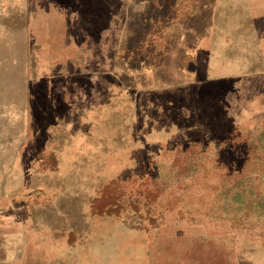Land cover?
Masks as SVG:
<instances>
[{
	"label": "rangeland",
	"instance_id": "1",
	"mask_svg": "<svg viewBox=\"0 0 264 264\" xmlns=\"http://www.w3.org/2000/svg\"><path fill=\"white\" fill-rule=\"evenodd\" d=\"M259 8L0 0V264H264Z\"/></svg>",
	"mask_w": 264,
	"mask_h": 264
},
{
	"label": "crops",
	"instance_id": "2",
	"mask_svg": "<svg viewBox=\"0 0 264 264\" xmlns=\"http://www.w3.org/2000/svg\"><path fill=\"white\" fill-rule=\"evenodd\" d=\"M212 7H213V11H211V13L209 14V16H210V22H209L210 29L208 28L209 34H211L212 29H214V27H213V24H214L213 16L214 17L216 16V14L214 12V5ZM254 7H256V6H254ZM259 10H261V11H259ZM245 15L250 17L251 22H253L255 24V27H256V21L260 20L261 17L264 20V8H259L257 11H254V12L250 11V12H248V14L245 13ZM263 24H264V22H263ZM256 33H257V29H256ZM263 38L264 37L261 35H258L255 38V42L257 43L256 46L258 49L257 58L259 59L258 61L261 62L262 66H263L262 71H264V50H263L264 48H262V44L264 42ZM205 67L207 69H209V71L212 70L210 66H205ZM180 75H181L180 87L187 90V91H188V88L191 86H195V87L206 86L205 88H207V90H210L211 87H213V88L218 87V83L223 82L224 80H229L227 75L223 78H220V76H222L223 74L217 75V74H212L211 72H205L204 76L201 75V77H200V76H198L199 75L198 73L193 74V72H187V70H186L184 72H181ZM214 86H216V87H214Z\"/></svg>",
	"mask_w": 264,
	"mask_h": 264
},
{
	"label": "trees",
	"instance_id": "3",
	"mask_svg": "<svg viewBox=\"0 0 264 264\" xmlns=\"http://www.w3.org/2000/svg\"><path fill=\"white\" fill-rule=\"evenodd\" d=\"M108 193H107V195L105 196V198H108L109 197V193L111 194V192H109V191H107ZM113 195V194H112ZM94 205V207H92V210H94V211H97V212H99V213H101L102 211H103V209H102V206H95V203L93 204Z\"/></svg>",
	"mask_w": 264,
	"mask_h": 264
}]
</instances>
